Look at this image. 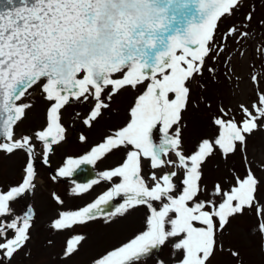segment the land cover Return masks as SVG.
Here are the masks:
<instances>
[{"label":"snow or ice","instance_id":"snow-or-ice-1","mask_svg":"<svg viewBox=\"0 0 264 264\" xmlns=\"http://www.w3.org/2000/svg\"><path fill=\"white\" fill-rule=\"evenodd\" d=\"M243 7L244 0L0 2V152L26 155L21 181L0 187V264H12L31 240L34 209L27 205L17 212V206L35 192L37 155L47 165L55 146L67 140V106L84 105L77 121L91 129L113 98L128 89L137 95L124 125L87 154L67 158L57 171L71 177L81 165H95L119 150L124 155L116 166L73 191L86 193L100 180L110 187L80 210L58 212L50 228L62 234L100 217L142 211L143 228L92 264H143L168 245L176 250L174 264H213L218 253L238 258L239 250H226L223 236L249 212L264 242V158L259 167L249 159V141L264 129V88L259 87L264 42L250 61L254 99L237 106L221 101L206 118L210 135L194 147H187L184 136L185 113L198 111L202 103L212 107L201 100L207 86L197 81L208 72L217 86H229L236 74L233 61L245 59L239 49L251 36L255 5L238 24L219 28ZM30 89L39 90L46 102L45 120L30 133L17 132L32 107L25 102ZM79 139L87 137L81 133ZM237 155L239 170L231 166ZM210 159L226 166L211 186L204 173ZM117 197L123 202L107 212ZM82 239H69L64 257L71 258Z\"/></svg>","mask_w":264,"mask_h":264},{"label":"rangeland","instance_id":"rangeland-1","mask_svg":"<svg viewBox=\"0 0 264 264\" xmlns=\"http://www.w3.org/2000/svg\"><path fill=\"white\" fill-rule=\"evenodd\" d=\"M253 5H255L254 19L249 25L251 36L245 42L244 47L239 49V52H244L246 56L243 61L239 57L236 61H233L232 67L235 68L236 74L228 82L229 86H217L209 80L208 72L204 73L202 80L197 81L198 84L207 86L208 91L201 95V100L211 103L212 107L209 109L202 103L198 111L192 112L189 110L185 113L184 136L188 148L194 147L201 136L210 135V129L206 126V118L215 111L221 101L225 104L237 106L240 102H250L254 99L255 86L249 79V72L252 70L250 61L254 59V53L259 44L264 42V23H262L264 21V4L260 0H244L243 9L238 11L235 16L223 19L219 24V28L220 31H224L234 23L238 24L242 13L252 10ZM232 54H237V49L233 48ZM228 59H231V55ZM224 67H227V65ZM257 67L259 66L257 65ZM259 87L264 88V80H262ZM29 91L32 94L27 96L25 102L31 103L32 107L28 111L30 113L27 114V118L16 129L17 132L30 133L33 131L32 129L39 127V122L43 120L46 102L44 100L39 101V99H43L39 90L30 89ZM136 95L135 90L128 89L121 91L113 98L111 105L118 109L119 116L108 119L101 118L103 126L101 127V124H99L98 127H94V130L96 129L95 134H90L92 135V141H95L104 133L111 135L116 129L124 125L128 118V109L133 104ZM33 113L39 115L35 117V115H32ZM104 114L107 117L106 112ZM34 118L39 119L35 121ZM104 127L106 131L102 130ZM249 145V159H254L259 167L260 160L264 158V129L255 133L249 141ZM252 145L255 146L254 152H251ZM63 148V145H61L59 149ZM62 153L63 151L60 152V155ZM69 153H72V151ZM123 155L122 151L115 150L102 161H98L95 164L98 171L97 179L102 171L116 166ZM24 160H26V155L23 152H17L15 155L0 152V187L14 185L21 181L20 175L25 164ZM59 166L60 163H58ZM231 166L237 170L240 169L239 155L231 162ZM50 167L53 168V165ZM225 167L216 159L208 161L204 173L209 186L224 175ZM35 184L34 194L29 193L17 206V212H19L27 202L31 201L34 208V227L31 230V240L27 244L30 254H28V251H24L25 254L21 252L12 261V264H92L93 259L98 255L119 246L122 242H126L144 226L143 212L132 211L130 214L113 216L107 220L105 217H100L88 221L84 225L74 226L73 229L62 234H52L53 230L50 228L49 223L57 216L58 212L82 209L92 203L100 194L107 191L110 184L100 180L99 183L92 185L88 192L77 194L73 191L75 184L64 181V184L55 185L47 179L44 171L42 173L37 172ZM51 190H54L57 197H60V200L63 201L62 204L53 201V196L50 194ZM122 202L123 197L115 198L113 200V210ZM254 221L255 216L249 212L240 220L233 222L224 233L223 242L226 250L227 248L239 250L240 255L238 258H233L226 253H218L213 264H264V242L260 241L253 230ZM77 235L83 237L78 250L71 258L64 257L63 249L66 242ZM49 238L53 242L47 245ZM175 256L176 250L168 245L149 257L143 264H157L158 259L163 260L164 264H174Z\"/></svg>","mask_w":264,"mask_h":264},{"label":"flooded vegetation","instance_id":"flooded-vegetation-1","mask_svg":"<svg viewBox=\"0 0 264 264\" xmlns=\"http://www.w3.org/2000/svg\"><path fill=\"white\" fill-rule=\"evenodd\" d=\"M66 125H68L70 127V132H69V135L67 137V140H69L70 138H74L76 135H80L81 133H83L86 137L90 138V129L83 126L82 124H80L78 121H77V117H74L72 119V122L71 124H68L66 123ZM60 156V153L55 156L54 158H57Z\"/></svg>","mask_w":264,"mask_h":264},{"label":"water","instance_id":"water-1","mask_svg":"<svg viewBox=\"0 0 264 264\" xmlns=\"http://www.w3.org/2000/svg\"><path fill=\"white\" fill-rule=\"evenodd\" d=\"M0 2H2V0H0ZM94 177H95V174L94 172H92L89 165H83L81 167V171L76 174V178L82 184L89 183L90 181L93 180ZM106 209H109V206H106Z\"/></svg>","mask_w":264,"mask_h":264}]
</instances>
